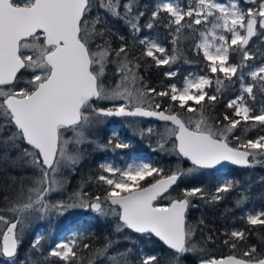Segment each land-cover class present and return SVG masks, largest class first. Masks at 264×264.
<instances>
[{
  "label": "snow or ice",
  "instance_id": "obj_1",
  "mask_svg": "<svg viewBox=\"0 0 264 264\" xmlns=\"http://www.w3.org/2000/svg\"><path fill=\"white\" fill-rule=\"evenodd\" d=\"M246 2L253 6L243 9L236 0L230 6L220 0H194L186 6L160 0L143 27L150 31L161 22L171 37L169 53L159 38L139 35L145 13L139 10L138 0H0V256L8 264H15L21 243L23 227L18 226L53 211L63 215L69 208L111 218L113 232L124 234V240H132L129 233H134L162 243L163 254H146L141 248L136 264H182L186 255L205 251L195 240L196 228L187 220L188 209L197 207L192 198L218 203L223 199L220 193L233 190L234 183L226 179L210 197L195 187L183 189L166 205L158 201L168 199L178 181L200 170L225 163L243 167L264 163V134L247 139L234 135L242 122L264 133V60L259 65L246 63L255 60L248 49L253 37L264 43V0ZM109 17L123 21L131 42L113 31ZM209 25L204 31L194 27ZM116 36L121 43L114 47ZM189 38L194 41L195 54L202 53L203 74L189 73L182 84L162 81L159 89L150 87L141 68L171 66L180 59L181 46ZM233 54L240 57L239 63L231 62ZM109 65H115L112 86L104 79ZM245 68L249 70L237 75ZM163 75L172 80L178 72ZM248 77L251 83L246 82ZM225 80L238 82L239 93L226 103L231 113L219 121L208 109L214 108L227 87ZM213 84L214 90L209 91ZM103 102H112V106H101ZM185 113L193 115L186 118ZM114 116L163 122L165 133L152 150L174 156L176 166L166 171L144 159L123 167L103 162L95 173L81 178L70 202L52 203V194L62 192L68 182L63 170L77 172L84 160L82 146L93 143L89 130L102 122L100 118ZM153 134L151 126L139 131L141 138ZM108 145L113 151L130 146L111 138ZM184 163L190 167L183 168ZM93 183L102 195L84 191ZM246 223L264 227V210L248 214ZM227 235L231 239L224 244L233 254L219 259L200 255L199 264H264V253L255 246L235 254L246 231L233 230ZM43 239L37 234L31 248L42 253ZM83 239L76 234L57 243L48 257L63 264H83L80 250L92 248ZM117 243L106 236L94 257L106 258L109 264H130L132 248L109 254ZM48 257L45 264H50Z\"/></svg>",
  "mask_w": 264,
  "mask_h": 264
},
{
  "label": "trees",
  "instance_id": "obj_2",
  "mask_svg": "<svg viewBox=\"0 0 264 264\" xmlns=\"http://www.w3.org/2000/svg\"><path fill=\"white\" fill-rule=\"evenodd\" d=\"M123 2V0H122ZM139 10L144 11L145 15L141 19L140 24L142 31L139 34L144 37L148 34L157 35L164 38L162 44H164L169 53H171L172 45L169 43L171 39L168 36L166 29L162 26L161 22H157L158 26L152 30H148L143 26L148 22L151 13L155 10L156 6L160 3V0H138ZM164 17V14L161 13ZM110 26L113 31L118 35H123L131 42V35L128 32L127 26L120 20H113L109 17ZM201 30V26H194ZM198 38V37H197ZM121 41L118 36L113 37V46L117 47ZM264 44V43H263ZM194 41L189 38L185 40L181 46L180 59L177 60L171 66H163L160 68L152 65L151 67H142L141 74L144 77L145 82L150 87L159 89L161 82L172 83L176 82L182 84L183 78L191 71H198L203 74L204 68L202 54L197 56L192 50ZM140 46L137 45V54H139ZM249 51L254 55V61H247L246 63L259 64L261 60H264V47L252 48L248 46ZM257 51H260L258 53ZM260 59V60H259ZM185 60L192 61V63H185ZM232 63H239L240 57L236 54L231 56ZM115 65H109L107 72L108 76H111V84H114L115 77L112 75V71ZM247 68L238 70L246 71ZM166 71H177L178 75L172 80H166L163 73ZM106 75V77H107ZM211 75V74H210ZM221 79H224L223 74H219ZM215 79V77H213ZM233 81H236V77H233ZM227 87L223 90L222 95L215 103L214 108L208 109L215 120L223 121V115L225 113H231V110L226 108V103L234 98L239 93V83L228 84L225 80ZM215 84L209 91H213ZM261 94L257 92V97ZM192 113H185V117L192 116ZM198 118V117H197ZM101 123L96 124L89 132V139L93 141L91 144H84L82 150L84 152V160L81 165L78 166V171L74 174L69 170H63V177L67 178V183L62 192L53 193L49 198L53 203L58 200L70 202L69 197L77 191L81 178H86L89 174L95 173L97 170L98 162L103 158L105 153L111 154L112 146L108 145L106 136V129L111 121H117L121 123V131L123 135L131 139L133 145L140 147L143 150L149 149L154 155V163L161 167H164L167 171L170 168L176 166V158L163 154L159 151H153V148L157 147V141L161 139V135L165 133L164 123L157 121L151 123L144 118H130V117H102ZM152 124L154 134L149 137L145 135L143 138L139 135L141 129H147L148 124ZM226 123V122H224ZM260 134H264L259 130V127H251L245 125L243 122L238 126L234 135L240 136L241 139L255 138ZM174 139V138H173ZM235 144L236 141L232 140ZM102 145L104 147L97 148L96 145ZM167 147H171V140L167 144ZM183 168L190 167V164L184 163ZM80 173V178L77 174ZM76 178V180H74ZM226 179L231 180L234 183V188L228 193H220L223 197L218 203H206L199 198H192V203L197 207H190L187 213L188 223L196 228L195 240L199 242V245L205 249L202 254L198 255H186L182 258V264H198L199 256L203 255L207 257L221 258L233 254V251L224 244V241L231 239L227 233L233 230L246 231V239L239 241L238 248L235 250L236 255L242 254L244 249L249 246H255L260 253H264V227L261 226H249L246 223V212H258L264 210V163L256 164L252 167L246 168H231L225 171L219 170H200L193 173L191 176L182 178L176 186L170 190V197L168 199H161L158 201L161 205L169 203L170 198H175L182 194L183 189H192L195 187L202 188L206 194V197H210L215 194V189L222 184ZM94 188V189H93ZM93 189V190H92ZM84 191L88 192L91 196L101 194L96 185L88 184L84 187ZM57 198V199H56ZM241 201L240 205H237V201ZM3 201V193L0 192V202ZM76 209V208H74ZM58 213L53 211L43 219L31 218L25 221V224L19 227H23V234L21 236V243L18 247L17 255L14 258L15 264H23L24 260L22 255H26L28 258L33 259L38 264H45V257H48V253L52 247L53 241L64 230L66 220L64 216L57 215ZM203 221V223H201ZM2 227V226H0ZM79 230L84 239L82 243H88L92 245L91 249L80 250V255L83 258V264H88L92 259L94 264H109L106 258H95L93 253L96 248L103 246L106 236H111L113 239L119 240L109 254H115L116 252L124 251L128 248H132L133 251L129 256L130 264H136L137 253L142 248L146 254L164 253L166 250L164 246L154 237L150 240L145 237H139L136 234L129 233L132 240H124L123 235L113 232V221L111 218L105 219L103 217H93L92 220H84L81 224L75 227ZM38 230L42 231L44 239L42 240V253L36 252L31 248L34 235ZM212 239L209 240L208 237ZM50 264H58L59 260L55 257H48ZM0 264H8L6 258L0 256Z\"/></svg>",
  "mask_w": 264,
  "mask_h": 264
},
{
  "label": "rangeland",
  "instance_id": "obj_3",
  "mask_svg": "<svg viewBox=\"0 0 264 264\" xmlns=\"http://www.w3.org/2000/svg\"><path fill=\"white\" fill-rule=\"evenodd\" d=\"M176 2L179 3L180 5H185L186 6L188 3H194V0H176ZM220 2L225 3L226 6H230L231 3L233 2V0H220ZM236 2L243 9H247L248 7H252L253 6V5L248 4L246 2V0H236ZM165 15L166 14H164V16ZM208 29H210V25L209 26H206V27L205 26H201V30L202 31L208 30ZM146 36H148L149 38H159V41L161 43H162V41L164 39V38L158 37L157 35H153V34H148ZM208 39L211 40L212 39L211 36H209ZM249 45H251L252 48H258V47L260 48L262 46L264 47V44L261 43V41L257 37H253V39H252V41H250ZM257 52L260 53V51H257ZM263 55H264V53H263ZM259 64H257V65H259ZM248 70L249 69H247L245 72H247ZM189 73H200V72H198V71H191ZM220 74H222V73H220ZM104 79H105V83L106 84L112 86V84L110 83L112 81L111 80V76H108L107 75V77H105ZM246 82L251 83L252 82L251 81V78L250 77L246 78ZM116 103H120V102H116ZM101 106L111 107L112 106V102H103L101 104ZM259 106L260 105L258 103L257 106H256L257 109L259 108ZM150 126H152L151 123L147 125V128L150 127ZM91 129L89 130V132L91 131ZM113 132L118 133V137H113L112 136V133ZM67 135H71V133L69 132ZM106 136L109 139L110 138L113 139V142L114 143L117 141V139H119V140H123V141L129 143L130 146L127 149H122V150L121 149H117L115 151H113L112 148H111V151H110L111 154L105 153L104 156H103V158L98 162L97 167H98V165L100 163H103V162H111V163H114L117 167H123L126 163H129V162H132V161L138 160V159L149 160V161H151V162L154 163V159L155 158H154V155H153L152 151L149 150V149L143 150L140 147H136L135 145H133L132 140L126 138L123 135V133L121 131V123L120 122L111 121L109 123V125H108V128L106 129ZM80 176H81L80 173H78L77 174V177L80 178ZM74 180H76V178ZM252 213H254V212H252L250 210L247 211L246 212V217H247L248 214H252ZM57 215H60V214H57ZM62 216H64V219L66 220L64 229L69 224H71V223H73V222H75L77 220L84 219L85 217H94V218L95 217H98V215L96 213L92 212L91 210H86L84 208H76V209L69 208L67 211L64 212V214ZM37 234H42V231L41 230H38L37 233L34 235L33 240L35 239V237H36ZM76 234H80V232H79L78 229L74 228L72 230H69L67 232V234L63 237V239L61 241H58L57 242V238L53 241L51 249L55 248V246H56L57 243L62 242V241H67V240L71 239ZM21 258L24 260V263L23 264H38L33 259L28 258L26 255H22ZM58 264H63V262L62 261H59ZM198 264H199V262H198Z\"/></svg>",
  "mask_w": 264,
  "mask_h": 264
},
{
  "label": "water",
  "instance_id": "obj_4",
  "mask_svg": "<svg viewBox=\"0 0 264 264\" xmlns=\"http://www.w3.org/2000/svg\"><path fill=\"white\" fill-rule=\"evenodd\" d=\"M115 117V116H114ZM131 118H134V117H131ZM136 118H140V117H136ZM146 120H149L151 123H155L157 122V120L153 119V118H144ZM238 167H241V168H246V167H243V166H237V165H231V164H228V163H225L224 165L222 166H218V168L216 169H206V170H219V171H225L227 169H231V168H238ZM176 185L173 186V188L175 187ZM172 188V189H173ZM171 190V189H170ZM93 217H85L84 219H81V220H77L71 224H69L65 229L64 231H62L58 237H57V242L58 241H61L63 239V237L67 234V232L69 230H72L74 229L77 225L81 224L84 220L88 221V220H92ZM134 234V233H133ZM137 235V234H136ZM155 238V237H154ZM156 239V238H155ZM160 242V241H159ZM161 243V242H160ZM162 244V243H161ZM7 259V258H6ZM219 259V258H218Z\"/></svg>",
  "mask_w": 264,
  "mask_h": 264
}]
</instances>
